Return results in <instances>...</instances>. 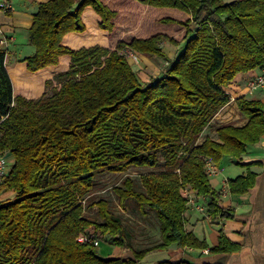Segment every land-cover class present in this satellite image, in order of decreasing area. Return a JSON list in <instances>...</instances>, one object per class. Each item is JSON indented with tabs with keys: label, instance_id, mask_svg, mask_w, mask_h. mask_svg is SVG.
I'll use <instances>...</instances> for the list:
<instances>
[{
	"label": "trees",
	"instance_id": "obj_1",
	"mask_svg": "<svg viewBox=\"0 0 264 264\" xmlns=\"http://www.w3.org/2000/svg\"><path fill=\"white\" fill-rule=\"evenodd\" d=\"M131 2L190 15L160 19L185 30L174 58L163 42L179 46V41L161 32L121 39L114 47L96 43L73 49L62 43L67 33L87 29L88 14L111 40L129 14L120 7ZM28 41L35 47L23 59L30 72L57 65L64 55L70 62L47 81L51 89L41 97L15 96L0 44V153L14 158L0 182L2 192L14 193L0 200V264H143L151 252L174 244L211 253L237 249L223 233L220 244L209 247L187 229L190 203L183 189L208 197L213 219L231 215L221 214V192L211 184L205 158L219 165L224 155L241 157L264 134L259 99H235L248 118L245 125L215 123L232 99L227 86L239 73L264 67V0H47L38 4ZM126 51L156 55L169 65L160 77L144 82ZM131 167L153 169L140 175V187L130 176L114 187L121 204L132 201L160 222V241L142 249L129 243L109 199L88 203L100 174ZM255 177L249 172L230 179V191L247 192ZM88 207L97 217L86 214ZM92 228L111 244L132 250L133 257L102 256L100 245L81 240ZM156 264L210 263L164 259Z\"/></svg>",
	"mask_w": 264,
	"mask_h": 264
},
{
	"label": "crops",
	"instance_id": "obj_2",
	"mask_svg": "<svg viewBox=\"0 0 264 264\" xmlns=\"http://www.w3.org/2000/svg\"><path fill=\"white\" fill-rule=\"evenodd\" d=\"M5 1L9 4V8L8 10L0 8V40H5V42L0 41V44L7 52L6 67L13 82L14 95L38 98L44 92L43 83L46 79L68 69L70 56H62L60 63L57 65L49 66L36 73L30 72L23 59L32 55L35 48L30 49L28 47L29 52H21L20 47H22L21 45L29 44V29L33 24L34 15L38 11V4L47 0ZM225 1L230 2L233 0ZM148 10L160 9L148 7ZM168 11L176 12L174 10ZM179 14L190 17L187 13ZM84 22L87 29L84 32L67 33L62 41L64 45L73 49H79L83 46L88 47L96 43L104 46L110 45L104 39L103 35L105 32L99 29L94 15H85ZM91 32L93 35H97L94 41V36L91 37ZM183 43L179 46H182ZM174 53L175 51L172 52L173 55H169V53L168 55L174 58ZM138 56L146 57L147 55ZM128 58L130 62H135L134 58L130 56ZM168 63L165 60V64ZM135 70H137L138 75L144 82L150 81L142 67L137 66ZM32 74H39L42 78L36 84L37 91L35 92L38 93L36 95H28L19 91L17 83L20 75ZM257 76H264V67L239 73L235 80L227 86V91L232 99L217 113L215 117L217 125L230 123L235 126H243L247 123L248 118L239 110L235 100L240 96H245L248 99H259L264 103V83L253 90L249 87V77ZM7 159L8 163L10 161L9 167H11L14 158L8 154ZM216 167L217 171L212 175L213 177L210 176V181L214 188L221 192V205L223 208L221 214L228 212L231 215L226 218L219 216L217 219H213L208 210L210 199L208 197H197L196 202L190 204L187 210L186 227L188 230L193 231L200 241H206L209 247L218 246L220 244V235L223 233L237 249L231 252L211 253L209 248L179 247L174 244L167 250L169 253L168 259L173 261L187 259L195 263L210 264H264V134L259 142L248 145L241 157L224 155ZM249 172L256 176L253 186L243 194L232 193L228 181L239 176H245ZM5 194L10 197L14 195L11 191ZM199 206H204L207 212L199 211Z\"/></svg>",
	"mask_w": 264,
	"mask_h": 264
},
{
	"label": "rangeland",
	"instance_id": "obj_3",
	"mask_svg": "<svg viewBox=\"0 0 264 264\" xmlns=\"http://www.w3.org/2000/svg\"><path fill=\"white\" fill-rule=\"evenodd\" d=\"M125 4H123V6H121L120 8L123 10L124 14L125 13H129V14H127V16L119 24L117 30L112 36V39L108 41L111 46L114 47L116 43L121 39L130 41L133 37L136 36L149 37L157 32L165 33L169 37H174L179 41V44L184 42L185 30L182 27L173 23L163 24L160 22V19L166 16H172L175 18L186 20L188 16L184 14H179V13H184L183 11H180L178 9H166V11L148 10L147 8L145 9L141 8L140 5L136 3L131 2L130 4L128 3ZM168 10H174L176 12L174 13ZM93 36H94L93 39L94 41L97 35H93V33L91 32V37ZM26 44H28V42H26ZM29 44L21 45L22 47H20V51L29 52L28 47H30V49H33L34 46H32L31 44L29 46ZM163 45L165 51L169 53V55H173L172 54L173 51H175L174 55H176V52L180 47L171 44L168 40H165L163 42ZM33 50L35 51V49ZM125 53L127 54V56H129L128 51H126ZM138 59L139 60L137 61L136 59L135 62L131 60L133 61L131 63L133 65L135 64L134 69H136L137 66L142 67L144 73L148 75L150 80L160 77L165 72L167 65H169V63L165 64L164 58L162 59L154 55L153 56L147 55L146 57L138 56ZM142 62L144 63L143 65ZM32 73H36V72H32ZM55 75L44 81L43 94L46 91H48L46 86L47 81L54 80ZM41 79L42 78L39 74H32L26 76L20 75L19 81L17 83L18 89L19 91L24 92L28 95L31 94L36 95L38 93L35 92L37 91L36 84L39 83ZM140 79L143 81L141 77ZM55 85H57L56 81L54 82L53 86ZM49 89H51V87ZM17 96H23V95H17ZM24 97L27 98V96L25 95ZM29 99H37V98H29ZM206 131L208 132L209 129ZM6 155L8 156V154ZM162 168L164 167L160 166L157 167L155 170L159 171ZM151 170L153 169L131 167L127 171L120 174H110V173L100 174L97 177L94 189L91 191L90 198L88 199L89 201L88 203L101 197L109 199V201L111 202L112 211H114V213L120 216V218L122 219V222L125 227V233L127 239L134 249H142L151 245H155L160 241V222L153 211L150 210L147 215H144L139 210L137 204L132 201H127L125 205L121 204L119 202L118 196L114 192V187L116 185H122L123 179L127 176L133 177L136 181L137 186L140 187L141 186L140 175ZM7 195L8 194H5L0 190V200L10 198V196ZM86 214L91 217H97L96 210L91 207L87 208ZM91 231L95 232L97 236L99 235L98 238L101 240V244L98 247V250L100 254L105 258L121 257L123 259H128L133 257L132 250L111 244V240L109 239L108 236L99 234L93 228L91 229ZM168 256L169 253L167 250H156L146 256V258L143 260V264H156L158 261L168 259Z\"/></svg>",
	"mask_w": 264,
	"mask_h": 264
},
{
	"label": "built area",
	"instance_id": "obj_4",
	"mask_svg": "<svg viewBox=\"0 0 264 264\" xmlns=\"http://www.w3.org/2000/svg\"><path fill=\"white\" fill-rule=\"evenodd\" d=\"M0 8H4L6 10H8L9 8V4L5 1L2 0L0 1ZM1 42H5V40H0ZM129 52V56L134 58L135 61L137 59L138 61V54L132 51H128ZM249 87L253 90L261 85H263L264 83V76H257V77H249ZM206 161V172L208 173L209 176H212L213 174L216 173L217 171V165H215V163L213 162V160L211 158H205ZM10 167H9V163H8V159H7V155L5 154H1L0 153V182L3 179V176L9 171ZM183 194L186 195L189 199V203L190 204H194L196 202V192L194 189H190L188 186L185 187L183 189ZM199 211L201 212H207L204 206H199L198 207ZM81 240L83 241H89L92 240L95 245H100V239L97 237L96 233L93 231H89L87 234H84L81 237Z\"/></svg>",
	"mask_w": 264,
	"mask_h": 264
}]
</instances>
